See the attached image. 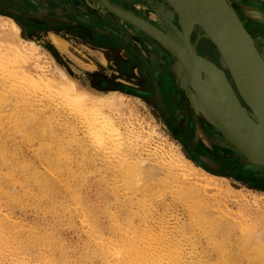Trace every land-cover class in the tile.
Segmentation results:
<instances>
[{"label": "bare ground", "instance_id": "1", "mask_svg": "<svg viewBox=\"0 0 264 264\" xmlns=\"http://www.w3.org/2000/svg\"><path fill=\"white\" fill-rule=\"evenodd\" d=\"M105 1L112 13L133 20L134 15L142 16L129 0ZM142 1L146 4L140 5L141 10H154L159 15L160 19L153 26L164 35L155 27L145 26L169 44L172 45V36L188 32V20L164 4V0ZM224 2L246 31L264 66V0ZM128 25L132 24L128 22ZM23 37L15 20L0 17V264H71L66 258V244L68 246L70 240L63 238L60 229H75L78 221L85 232L86 249L82 248L84 252L77 256L80 264H264V195L243 194L226 178L222 179L223 176L219 178L200 169L151 121L145 124L136 105L125 95L112 92L94 97L80 91L67 72L53 70V59L48 52ZM150 39L167 62L175 60L164 51L162 44L165 43L161 44L152 35ZM208 42L205 52L200 53L201 49L196 48L198 56L226 73V65L221 67L212 59L220 54L217 46L211 42L212 48ZM198 66L203 75V64ZM226 76L238 95L234 80L227 73ZM255 79L264 94L259 72ZM201 82L202 89L209 95L211 88L204 77ZM191 99L197 111L194 114L197 120L191 119L192 128L198 136L203 127L201 118L212 123L192 96ZM241 103L245 106L243 101ZM255 125L261 126L258 122ZM81 128H84V142L80 138ZM10 133L23 134L21 140L36 147L38 167L23 160L6 164L16 156L9 148ZM215 137L227 147L233 146L226 136L217 134ZM86 144L104 156L99 169L103 177L98 180L90 176L93 170H88L92 162ZM73 146L78 147V153ZM17 157L20 158L18 154ZM253 167L264 175V168ZM42 168L53 177L45 176ZM60 168L64 176H54ZM93 182L99 184L94 201L88 193ZM211 191L214 194L211 195ZM167 194L183 203L193 226L205 231L210 239L209 257L200 256L197 243L185 239L190 238V233L186 235L183 231L180 235L184 239L174 238L172 234L178 228L156 222V218L153 220L155 203L157 205ZM226 195L234 199L240 196L239 212H232ZM110 198L115 201L109 203ZM210 203L216 206L219 216L211 217L207 213ZM11 204L24 210L33 209L37 215L35 222L30 224L14 218L9 210ZM102 216L108 219V226L103 224ZM235 234L238 254L229 246ZM32 241L43 244L46 250L29 254L28 246ZM189 245L194 249L190 250Z\"/></svg>", "mask_w": 264, "mask_h": 264}, {"label": "rangeland", "instance_id": "2", "mask_svg": "<svg viewBox=\"0 0 264 264\" xmlns=\"http://www.w3.org/2000/svg\"><path fill=\"white\" fill-rule=\"evenodd\" d=\"M128 2L132 5L134 4V9L137 8V13L142 15V18L134 15V20L129 18L131 21L136 20L139 22L141 18L140 23L155 27L153 26L154 22L160 18L159 15L155 14L154 10H141L143 8L140 5L146 4L142 0H129ZM164 4L166 3L164 2ZM106 9L101 6L98 0H0V17L15 20L19 25L20 33H23V39L33 40L42 48V51L48 52L47 54L53 59V70L59 69L65 73L67 72L68 78L75 82L80 91L87 92L94 97L104 96L112 92H119V94L125 95L128 100L133 102L134 106L136 105L135 108L139 116L145 121V124L151 121L159 132L166 136L171 143L178 145L183 153L200 169L219 178L223 176L222 179L226 178L231 185H234L243 194L264 195V175H260L262 173L259 174L256 167L243 165L242 154L233 146L227 147L225 143L219 142L215 136L221 133L217 132L214 129L215 127L207 123L204 118H201L200 122L203 127L197 136V132L192 128L193 122L191 120L194 118L197 120L194 115L197 111L192 106L190 90L187 89L189 92L186 91L179 82L173 68L174 64L179 62V59L164 48V51L175 59L167 62L156 51L157 48L153 45L154 40L151 41L148 33L137 25L134 26L131 21L124 19L127 17L116 12L112 13V11ZM110 12L112 14L115 13V16L111 15ZM143 13L145 14L143 15ZM146 15L149 18L145 17ZM128 22L132 24L130 25L132 27L128 25ZM259 26L261 27L262 25ZM155 29L163 33L157 27ZM197 32L198 29L192 36L193 42L197 40ZM57 40H61V42L58 43ZM205 40L207 39L201 38L198 41L197 49H201L200 52H205V44L209 41L205 42ZM210 43L211 41L208 44L214 48V45ZM217 55L218 57L216 55L212 56V59L222 67L219 54ZM225 70L230 77L228 70ZM168 86H170L169 89H167ZM185 122L190 123V125L187 123L185 125ZM83 129H80V138L84 142L85 133ZM1 133L2 131L0 130ZM22 135L17 133L8 135L9 148L13 149L12 151H14L16 156L9 159L10 161L6 164L10 165L13 161L23 160L34 163L38 167L40 165V160L37 156L38 150L34 145L23 142L20 137ZM86 147V152L90 155V161L92 162V165L90 164L91 166L88 168L90 171L93 170L90 176L92 179L94 178L93 180H98L103 177L99 169H101V161L104 156L94 151L93 148H89L88 144H86ZM73 150L75 153L79 151L77 146H73ZM17 154L20 158L17 157ZM43 170L42 168V172ZM59 170L57 174L54 172V176H64L62 168ZM43 173L47 177H53L49 172L45 171ZM98 188L99 184L97 182H93L89 188L88 193L93 201V198L97 197L96 190ZM211 193L214 194L213 191ZM230 197L232 196L226 195V198L224 197L227 205L231 204L229 208L234 210H232L233 213H237L236 210L239 212L241 210L240 196L236 197V199H234L235 197ZM163 198L157 202V205L155 203L156 216L153 220L156 218L154 220L156 222H163L178 228L179 232L175 230L176 232L174 231L172 234L174 238L184 239L180 235L183 231L190 233V238L187 237L185 239L197 243L195 244L200 256L209 257V249L211 247H209L210 241L208 240L210 239L206 236L205 231L193 226L192 219L180 200L177 202V199L174 200L175 198L170 194L164 195ZM251 200L252 198L250 197ZM114 201V198L109 199V203ZM210 205V210L207 213L211 217L219 216L220 214L216 212V206H213V203H210ZM17 207L11 204L9 208L10 214L14 218L30 224L35 222L37 215L33 209L24 210L19 206ZM123 217H126V213L123 214ZM102 218L103 216L101 217V220H104L103 224L108 226V219ZM189 219L191 222H189ZM178 223H181L180 226ZM77 226L75 227L76 230L74 228L60 229L63 238L67 241L70 240L69 247L66 244L68 253L66 258L71 264H80V259L77 256L86 251L84 249L85 232L80 227L79 221ZM201 232L202 234H200ZM236 236V234L234 237L232 235L231 245L229 246L231 248L234 247L233 251L238 254L239 244ZM43 247V244L32 241L28 246V252L31 255H35L39 249L46 250ZM188 248H191L190 250L194 249L191 245ZM212 256L214 257L213 260L216 261L215 255Z\"/></svg>", "mask_w": 264, "mask_h": 264}, {"label": "water", "instance_id": "3", "mask_svg": "<svg viewBox=\"0 0 264 264\" xmlns=\"http://www.w3.org/2000/svg\"><path fill=\"white\" fill-rule=\"evenodd\" d=\"M98 1L102 7L109 10L105 0ZM164 1L190 23L188 32L171 37L172 45L144 24L126 19L160 43H165H161L163 47L179 59L173 66L178 80H181L184 88H190L197 106L242 154V164L264 168V94L255 84V77L257 78L259 72L264 86V66L258 51L224 0ZM196 29L197 40L192 44L191 36ZM160 34L164 35L161 32ZM201 38L208 39L217 46L221 65H226L231 79L236 84L238 95L224 70L198 56L196 48ZM199 63L203 64V75L202 71H199ZM197 76H200V79ZM203 77L211 88L209 95L202 89ZM255 121L261 126L255 125Z\"/></svg>", "mask_w": 264, "mask_h": 264}, {"label": "flooded vegetation", "instance_id": "4", "mask_svg": "<svg viewBox=\"0 0 264 264\" xmlns=\"http://www.w3.org/2000/svg\"><path fill=\"white\" fill-rule=\"evenodd\" d=\"M159 1H162V0H159ZM244 3H246V2L244 1ZM145 13H146V12H145ZM145 13H143V14H145ZM145 17H147V15H146ZM147 18H149V17H147ZM198 51H199V50H198ZM199 52H200V51H199ZM200 53H201V52H200ZM169 85L172 86L171 84H169ZM170 86H168L167 89H169ZM171 88H172V87H171ZM172 123H173V122H172Z\"/></svg>", "mask_w": 264, "mask_h": 264}]
</instances>
